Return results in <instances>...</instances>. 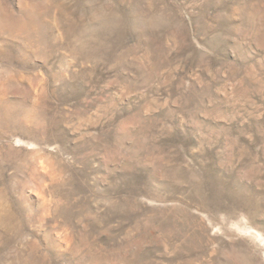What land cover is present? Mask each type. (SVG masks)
Listing matches in <instances>:
<instances>
[{"label": "rangeland", "instance_id": "1", "mask_svg": "<svg viewBox=\"0 0 264 264\" xmlns=\"http://www.w3.org/2000/svg\"><path fill=\"white\" fill-rule=\"evenodd\" d=\"M0 264H264V0H0Z\"/></svg>", "mask_w": 264, "mask_h": 264}]
</instances>
